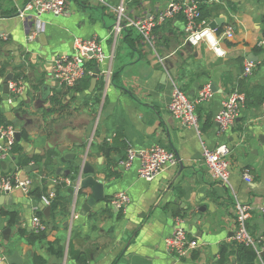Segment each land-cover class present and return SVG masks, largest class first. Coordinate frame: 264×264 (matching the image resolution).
Wrapping results in <instances>:
<instances>
[{
    "label": "crops",
    "instance_id": "0c3cea01",
    "mask_svg": "<svg viewBox=\"0 0 264 264\" xmlns=\"http://www.w3.org/2000/svg\"><path fill=\"white\" fill-rule=\"evenodd\" d=\"M29 1L0 0V116L16 133H26L18 142L20 157L38 159L29 164L37 167L30 173L17 166L18 155L0 159V176L31 182L28 193L0 192V264L14 251L22 264H77L71 250L83 253L87 264H237L236 201L252 207L250 235H264V46H259L264 0H197L206 7L208 25L222 18V31L232 26L233 36L225 39L216 32L187 43L179 14L154 30V47L129 27L114 38L116 13L97 0H68L66 13L59 16L19 18ZM181 1L127 0V15L133 20L158 15L169 3ZM118 3L112 0L111 5ZM91 38L101 42L105 55L96 66L100 74L94 90L89 91L91 79L74 88L59 87L52 79V61L72 55L75 39ZM248 62L254 68L244 76ZM15 74L23 83L18 97L4 93L6 76L15 81ZM173 85L190 99L210 87L208 101L196 107L197 130L183 127L168 112ZM234 90L245 95V106L235 126L219 133L214 117ZM125 141L136 151L166 147L178 164L144 181L138 176V158L128 169L119 165ZM221 144L231 148L227 185L212 178L202 156L204 148ZM68 154L75 155L74 161L60 163ZM80 161L93 167L95 180L103 184L104 199L89 212L83 206L91 191L78 190L74 177L56 174ZM245 174L252 177L250 183ZM55 186H60V205L46 217L41 198L53 199ZM119 193L130 200L123 210L111 205ZM35 216L46 226L40 240L32 225ZM176 218L183 219L188 236L199 244L184 258L165 247ZM223 248L229 257L221 256Z\"/></svg>",
    "mask_w": 264,
    "mask_h": 264
},
{
    "label": "built area",
    "instance_id": "2783aa9c",
    "mask_svg": "<svg viewBox=\"0 0 264 264\" xmlns=\"http://www.w3.org/2000/svg\"><path fill=\"white\" fill-rule=\"evenodd\" d=\"M67 1L30 0L25 7L19 10L18 17L27 19L29 17L38 18L42 14L63 15L67 10ZM97 1L105 7L112 8L116 13V23L112 29L114 38L120 35L124 27H129L137 31L144 43L150 47H154V30L179 14H182L185 19V41L187 43L197 44L202 38H207L209 35L217 32V29L210 30L207 21L202 19L199 8L200 2L197 0L171 2L158 15H151L138 20H133L128 17L125 0H119L116 6L111 5L112 0ZM219 35L221 38L230 39L233 36L232 26L225 27L224 31L220 32ZM259 46H264V39L261 40ZM104 59L105 55L102 51L101 42L97 38L75 39L72 55L60 56L52 61V79L59 87L65 89L74 88L85 76H92L94 74L87 70V63L94 62L98 66ZM253 68V63H246L243 75H251ZM107 77L108 75H105V79ZM8 92L12 97L21 96L23 94V83L21 80L10 81L8 83ZM210 95L211 89L209 86H206L199 91L194 99H190L177 85H173L167 110L183 127L197 130L198 118L196 115V107L208 101ZM9 102H11V99ZM245 103V95L237 90H234L222 102L220 111L214 117L219 133H225L235 126ZM261 109L264 116V103ZM15 133L16 131L13 127H0V159L11 153L15 144ZM125 145V157L119 161V165L124 169H128L132 166L134 160L138 158V176L144 181H153L163 172L176 167L178 164V158L175 153L166 147L154 146L150 149L136 151L128 141H125ZM230 155L231 148L228 144L218 145L214 149H203L202 156L204 164L212 178L222 185H227L229 182ZM244 180L250 183L252 177L249 174H245ZM30 187L31 182L29 180H19L10 175L0 176L1 193H8L14 189L28 193ZM51 200V196L41 198L45 207L50 206ZM129 201V197L126 194L119 193L113 197L111 205L116 210H123L129 204ZM262 210L264 212V207ZM251 212L252 207L250 205L240 203L239 201L235 202L234 215L236 229L233 240L239 245L253 248L257 257L261 259L264 253V235L258 239H254L248 232L247 221L251 216ZM32 225L35 233H41L46 230V226L37 216L32 219ZM164 242L168 252L173 253L178 258L188 256L199 246L195 239L188 236L182 218H176L174 220L172 234Z\"/></svg>",
    "mask_w": 264,
    "mask_h": 264
},
{
    "label": "water",
    "instance_id": "95a60500",
    "mask_svg": "<svg viewBox=\"0 0 264 264\" xmlns=\"http://www.w3.org/2000/svg\"><path fill=\"white\" fill-rule=\"evenodd\" d=\"M222 18L215 19L212 23L209 24L210 30L219 29L223 24ZM100 73L98 67L95 68L94 74L91 77L89 91L92 92L95 88L97 83V77ZM13 75H8L4 81V93H8V83L12 81ZM15 141H20V134L15 133ZM75 155L68 154L65 155L62 159L59 160L62 164H68L71 161H74ZM54 164L57 163V160L53 161ZM37 167L34 166H26L24 167V172L30 173L31 171L35 170ZM57 175L65 176V177H74L73 185L78 186V190L82 189H89L91 191L90 196L88 197L86 203L83 206V209L86 212H89L90 209L95 205V203L102 201L104 199L103 195V184L100 181L95 180V170L91 167L88 163L80 161L76 165H74L71 169L66 171H61V169H57ZM78 195V194H77ZM40 210L43 212V215L49 217L50 208L45 207L44 204L41 202ZM9 233V229H5L2 235L5 237L6 234ZM7 241V237L4 239ZM5 264H22V259L19 257L18 253L14 251L12 254L8 255L4 259Z\"/></svg>",
    "mask_w": 264,
    "mask_h": 264
},
{
    "label": "trees",
    "instance_id": "16d2710c",
    "mask_svg": "<svg viewBox=\"0 0 264 264\" xmlns=\"http://www.w3.org/2000/svg\"><path fill=\"white\" fill-rule=\"evenodd\" d=\"M125 1H127V0H125ZM132 3L133 4H137V0H132ZM199 8H200V12H201L202 19H205L206 20L207 19V14L205 12L206 11V7L205 6H202L200 4ZM169 21H171V20H168L167 22H169ZM130 30H133V28H130ZM217 32L218 33L222 32V27H220L219 29H217ZM95 67H96V65L94 63L90 62L89 63V68L87 70H89L92 73H94ZM14 77H15L14 79L17 80L20 77V74L19 75H16L15 74ZM91 77L92 76H85L83 80L86 81V83H88L90 81ZM0 101H1V98H0ZM0 127H4V128H7L8 127V124L5 123L4 119L1 116H0ZM19 134L21 135V137L23 139L26 138V133L25 132L22 131ZM20 153H21V148L18 145V142H15V144H14V146L12 148L11 154H13L15 156L18 155L16 157L17 158L16 161H17V166L19 168H24L25 166H28L31 162H34V163L38 162V159L35 158V157H33L31 159H27V158H24V157H20ZM48 161L50 162V159L49 158H48ZM59 187L60 186H55V190L56 191H55L54 197L51 200V203H50V206H49L50 212H51V214L53 216L56 213V211L58 210V206L60 205L59 204V197H58ZM45 191H46V189H44V192ZM42 196H45L46 197V195H42ZM40 213L41 212H39L37 215L39 216ZM9 216L11 217V221H12L13 218H14V215L13 214H9ZM35 235H36V238L39 239V240L43 236L42 233H38V234H35ZM28 242H29V244H31L32 243V240H28ZM225 250H226V248H223L221 250V256H224L225 255ZM235 254H236V257H237V264H264V253L261 256L262 263H259L258 257L256 255L254 249L251 248V247H245L243 245L237 244L236 245ZM70 256H71V258L77 264H87V257L83 253H80V252L71 250ZM225 256L229 257V254H227ZM34 260L36 261V259H34ZM223 261H226L225 257L223 258Z\"/></svg>",
    "mask_w": 264,
    "mask_h": 264
}]
</instances>
